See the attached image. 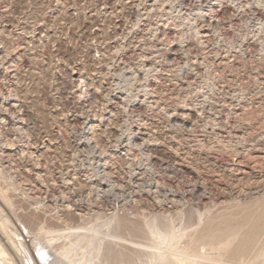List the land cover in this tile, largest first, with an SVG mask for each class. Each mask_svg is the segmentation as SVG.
<instances>
[{"label": "rangeland", "instance_id": "374dc122", "mask_svg": "<svg viewBox=\"0 0 264 264\" xmlns=\"http://www.w3.org/2000/svg\"><path fill=\"white\" fill-rule=\"evenodd\" d=\"M85 232L82 262L264 264V0H0L1 257Z\"/></svg>", "mask_w": 264, "mask_h": 264}, {"label": "bare ground", "instance_id": "6f19581e", "mask_svg": "<svg viewBox=\"0 0 264 264\" xmlns=\"http://www.w3.org/2000/svg\"><path fill=\"white\" fill-rule=\"evenodd\" d=\"M151 8H149V10H150ZM170 10V9H169ZM168 19V18H167ZM9 52V51H8ZM77 157V156H76ZM161 168V167H160ZM140 182V181H139ZM194 186V185H193ZM137 190V189H136ZM92 201V200H91ZM99 212V211H98ZM115 219H118L117 217H115L114 218V220ZM153 220V219H152ZM100 220H98V222H99ZM103 222V221H102ZM118 222V221H117ZM97 223V222H96ZM155 223V222H154ZM99 224V223H98ZM102 226V225H101ZM105 227V226H104ZM103 227V228H104ZM108 228V227H107ZM106 228V229H107ZM102 229V228H101ZM113 230H115V229H113ZM110 231V232H114V231ZM147 230L149 231V233H151L152 235H153V237L155 236L156 238H154V239H160L161 240V242H163V241H167V236L169 235V232H168V230L167 229H164V230H162V231H157L158 230V228L156 229V226L154 225V224H152V223H149L148 225H147ZM92 231V230H91ZM102 231H103V229H102ZM106 231H108V229L106 230ZM96 232V231H95ZM28 233V232H27ZM100 233H101V231H100ZM117 233V232H116ZM119 233V232H118ZM107 234H108V232H107ZM37 235V234H36ZM72 235V234H71ZM108 235H112V234H108ZM114 235H116V234H114ZM119 235V234H118ZM100 236V235H99ZM98 236V237H99ZM63 237H68V235L67 234H63ZM70 237V236H69ZM93 237V234H91V233H80V234H77V236H76V238H74L73 240H70L69 241V243L66 245V246H61V247H58V248H56V250L54 251V252H52L51 250H49L48 248H47V246H46V244L49 242V240L47 241V242H37V243H35V245L36 244H38V247H36L35 248V251H36V253H37V256H38V260L40 261V263H42V264H68V262L70 263V264H95V263H92L93 261H90V259L88 258V260L86 261V262H82V260H81V258L79 257H77V258H75L74 259V255H76V254H78L76 251H77V248H79V249H81L82 250V254H80V256L82 257L83 256V254L85 255L87 252H89V250L91 249V247H90V249L88 250V247H89V245L91 244V240H93V239H91ZM97 237V238H98ZM21 238V237H20ZM39 238V237H38ZM100 238V237H99ZM103 238H105L104 236H103ZM103 238H100L101 240H99V241H102V240H104ZM118 238V237H117ZM35 239V238H34ZM36 241V240H35ZM83 242H85V243H83ZM156 242H157V240H156ZM160 242V243H161ZM139 243V242H138ZM159 243V242H158ZM100 244V242L98 243V246H94L93 247V249H91V252H92V250H94V251H99L100 252V250L104 247L103 245V242H102V244L103 245H99ZM109 244V243H108ZM34 245V246H35ZM63 245V244H62ZM17 246V245H16ZM109 246V245H108ZM23 247H24V249H25V251H26V246H24L23 245ZM166 247V246H165ZM33 248V247H32ZM94 248H96V249H94ZM159 248V247H158ZM87 249V252H83V251H85ZM109 249V248H108ZM107 249V250H108ZM19 250V249H18ZM4 251V250H3ZM2 251V249L0 248V264H4V259H2V255H6L4 252ZM28 251V250H27ZM159 251V250H158ZM89 253L90 255H92V253ZM98 252V253H99ZM157 252V251H156ZM7 253V252H6ZM102 253V252H101ZM151 253H152V251H151ZM151 253H147V254H151ZM154 253V252H153ZM29 254V253H28ZM94 254H96L97 255V253L95 252ZM100 254V253H99ZM157 253H155V254H153L154 256L156 255ZM160 254V253H159ZM164 254V253H163ZM162 254V252H161V254L158 256L157 255V258H156V256H155V258L156 259H150V260H145L144 261V263H142V264H151L152 262H153V260H160L161 262H163V260L165 259L166 260V258H168L167 257V255H166V257L165 258H163V255ZM169 254V253H168ZM172 254V253H171ZM170 254V255H171ZM175 254V253H174ZM30 255V254H29ZM87 255V254H86ZM153 255H151V256H153ZM175 255H177L178 256V254H175ZM206 255H208V254H206ZM28 256V255H27ZM36 256V255H35ZM98 256V255H97ZM96 256V257H97ZM106 256V255H105ZM173 256V255H172ZM175 257V259L174 260H176L177 262H180V263H184L183 262V260L182 259H180L181 258V256H180V258L179 257ZM85 257V256H84ZM89 257H91V256H89ZM94 257V256H93ZM147 257V256H146ZM208 257V256H207ZM28 258V257H27ZM30 258V257H29ZM29 258H28V260H29ZM87 258H83L84 260H86ZM154 258V257H153ZM31 259H32V262H31ZM105 259V258H104ZM38 260H36V261H38ZM109 260V259H108ZM107 260V261H108ZM144 260V259H143ZM36 261H34V259H33V257H32V255H31V258H30V261L28 262V263H31V264H38ZM218 261V260H217ZM111 262V261H110ZM160 262V263H161ZM176 262V263H177ZM7 264V263H6ZM107 264H110L109 262L107 263Z\"/></svg>", "mask_w": 264, "mask_h": 264}]
</instances>
